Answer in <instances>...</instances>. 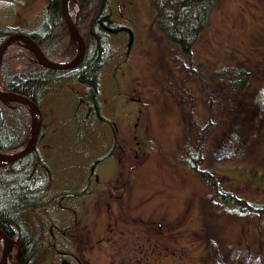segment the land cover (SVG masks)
Returning <instances> with one entry per match:
<instances>
[{"label":"rangeland","instance_id":"rangeland-1","mask_svg":"<svg viewBox=\"0 0 264 264\" xmlns=\"http://www.w3.org/2000/svg\"><path fill=\"white\" fill-rule=\"evenodd\" d=\"M72 2V18L87 26L95 9L80 19L82 6ZM45 10L46 0H0V29L36 31ZM106 12L119 28L108 41L99 111L72 75L49 85L41 102L37 184L48 175L55 197L39 215L54 238L36 264H264V215L218 204L184 164L188 146L199 149L203 168L264 203V190L237 176L264 172V103L256 101L264 92V0H214L190 55L159 31L154 0H109ZM71 42L57 62L77 55ZM230 67L251 72L246 89L226 82ZM11 254L8 264L17 249Z\"/></svg>","mask_w":264,"mask_h":264},{"label":"trees","instance_id":"trees-1","mask_svg":"<svg viewBox=\"0 0 264 264\" xmlns=\"http://www.w3.org/2000/svg\"><path fill=\"white\" fill-rule=\"evenodd\" d=\"M76 1L82 6L80 19L88 17L89 20L91 15L87 13L88 8L95 9V14L87 26L83 23H79L80 27L78 25L87 44L83 63L69 71L47 69L39 65L26 46L15 47L4 55L0 68V89L30 98L42 111L41 102L47 87L61 80L63 76L72 75L79 84L85 86L83 101L93 103L99 111L97 104L100 75L107 63L108 41L113 30H118L119 27H114L109 13L106 12L109 0ZM73 3L70 2L71 5ZM97 4L98 8L93 7ZM154 5L155 21L161 34L177 45L184 55H190L209 25L214 0H154ZM13 32L15 30L0 29V45ZM28 35L41 46L49 59L59 61L63 58L60 54H66L72 40L62 17L61 0H46L45 15L40 26ZM223 75L231 88L238 91L246 89L253 77L250 71L241 67L224 69ZM256 101L259 104L264 103V92L258 95ZM29 132L28 110L18 103L0 100V152L12 153L23 148ZM34 158L35 155L29 154L5 167L0 166V226L6 235L13 238L15 236L21 244L19 264H36L39 255L49 253L51 239L44 225L46 219L39 214L45 212L44 200L51 196L53 199L55 194L50 191L48 175L45 174L46 179L39 182L42 184L41 188L37 184L39 175L34 169ZM184 164L210 186L218 204L239 214L264 215V203L247 201L227 187L215 171L203 168L205 160L199 149L188 146ZM243 172L237 173L238 178L248 177L256 187L264 190V172ZM225 175L229 177V173ZM52 207L49 204L47 208L51 210ZM27 216L33 217V224L30 225Z\"/></svg>","mask_w":264,"mask_h":264},{"label":"water","instance_id":"water-1","mask_svg":"<svg viewBox=\"0 0 264 264\" xmlns=\"http://www.w3.org/2000/svg\"><path fill=\"white\" fill-rule=\"evenodd\" d=\"M69 1L70 0H61V12L71 39L78 44L79 51L73 60L67 63L54 62L47 57V55L42 50L41 46L31 36L24 33H12L0 45V68L3 63L5 52L17 41L24 42L26 46L30 49V51L34 54L39 65L44 68L56 71H67L79 67L83 63L87 47L85 39L81 35L76 22L72 19L71 14L69 12ZM0 100L3 102L10 101L20 102L24 104L25 106H27L31 118L30 139L27 146L22 151L16 154L11 155L0 153V163L10 164L24 158L25 156L31 153H34L41 132L42 114L40 107L33 100L26 96L19 95L10 91L0 90ZM0 235L5 240L1 255V264H7V259L13 249L15 240L9 238L4 232L1 231V229Z\"/></svg>","mask_w":264,"mask_h":264},{"label":"flooded vegetation","instance_id":"flooded-vegetation-1","mask_svg":"<svg viewBox=\"0 0 264 264\" xmlns=\"http://www.w3.org/2000/svg\"><path fill=\"white\" fill-rule=\"evenodd\" d=\"M35 152H36V150H35ZM32 155H35V153H32ZM38 160V159H37ZM36 160V164L34 165V169H35V167L36 168H38L37 167V163H38V161ZM98 162H96V164H97ZM0 165H2V167H5L6 165H3V164H0ZM93 170H94V168H92V172H93ZM41 177V176H40ZM44 179H46V178H43V179H41V180H44ZM45 226H46V229H48V227H49V224L46 222V224H44ZM52 227H53V225H52ZM0 229H1V231H3L2 230V228H1V226H0ZM4 232V231H3ZM51 235L53 236V231H52V229L50 230V237H51ZM8 236V235H7ZM66 237V233L65 232H63V234H60V238H61V240L62 241H64L65 242V237ZM9 237V236H8ZM9 238H11V239H14V240H16L15 242V246H14V249L16 248L17 249V255H16V260H15V263L14 264H19V262H20V256H21V253H22V246H21V244L20 243H18V241H17V239L15 238V236H14V238L13 237H9ZM52 239L54 238V237H51ZM67 238V237H66ZM54 240H56V238L54 239ZM68 240H70V241H72V239L70 238V239H68ZM74 240V239H73ZM49 241H51V239L49 240ZM2 249H3V245L0 243V255H1V251H2ZM75 253H74V256H77L78 255V253H82L80 250H79V248H77V249H75V251H74ZM72 254H73V250H72ZM80 255V254H79ZM11 256H12V254H11Z\"/></svg>","mask_w":264,"mask_h":264},{"label":"bare ground","instance_id":"bare-ground-1","mask_svg":"<svg viewBox=\"0 0 264 264\" xmlns=\"http://www.w3.org/2000/svg\"><path fill=\"white\" fill-rule=\"evenodd\" d=\"M2 240V239H1Z\"/></svg>","mask_w":264,"mask_h":264}]
</instances>
